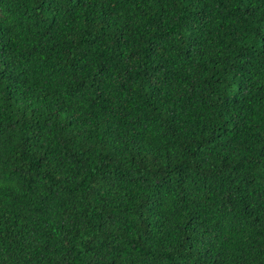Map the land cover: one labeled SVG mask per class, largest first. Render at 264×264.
Listing matches in <instances>:
<instances>
[{"label":"trees","instance_id":"trees-1","mask_svg":"<svg viewBox=\"0 0 264 264\" xmlns=\"http://www.w3.org/2000/svg\"><path fill=\"white\" fill-rule=\"evenodd\" d=\"M0 264H264V0H0Z\"/></svg>","mask_w":264,"mask_h":264}]
</instances>
